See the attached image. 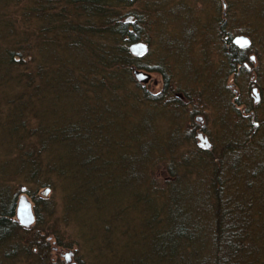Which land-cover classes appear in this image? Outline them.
Returning <instances> with one entry per match:
<instances>
[{
  "label": "trees",
  "instance_id": "obj_1",
  "mask_svg": "<svg viewBox=\"0 0 264 264\" xmlns=\"http://www.w3.org/2000/svg\"><path fill=\"white\" fill-rule=\"evenodd\" d=\"M134 3L0 0V92L16 93L6 104L15 105L8 124L19 150L17 173L25 172L39 186L44 173L55 171L58 182L70 189L69 207L80 192L82 207L88 196L98 202L100 193L119 183L116 173L126 175L127 183L120 177V184L127 185L131 196L125 203L111 200L113 219L122 221L127 247L140 246V238L156 242L143 253L130 250L118 256L113 251L117 264H264V134L250 145V139L243 144L228 138L220 146L211 141L212 149L203 150L196 133L181 127L177 117L162 120L175 110L182 118L189 113L177 97L163 104V91L147 85L153 72L167 82L169 77L159 65L146 62L155 41L144 30L152 25L143 24L131 9ZM257 4L264 10V0ZM173 13L165 16L191 23V40L196 29L208 28L194 19L193 8L183 18ZM159 16L155 18H166ZM221 36L232 50L231 59L244 58L233 43L237 35L223 31ZM166 40L174 42L167 36L162 45ZM136 42L149 45L144 57L132 54ZM213 80L203 82L212 85ZM241 118L249 119L246 114ZM186 140L190 143L184 150ZM157 172H165L163 178ZM8 196L0 199V241L23 244L29 254L25 234L30 230L11 219L16 195ZM19 201L22 207L29 203L25 197ZM127 216L136 224H129ZM105 224L110 233L112 224Z\"/></svg>",
  "mask_w": 264,
  "mask_h": 264
},
{
  "label": "rangeland",
  "instance_id": "obj_2",
  "mask_svg": "<svg viewBox=\"0 0 264 264\" xmlns=\"http://www.w3.org/2000/svg\"><path fill=\"white\" fill-rule=\"evenodd\" d=\"M227 1L231 3L224 6L223 0H134L135 3L131 6V9L137 11L144 20L143 24L147 25L150 22L152 25L150 29L144 30L152 35V40L155 41L154 45L152 42L153 47L151 46L150 49L153 52L152 58H147L146 62L159 65L160 70L162 68V72L169 77L167 82L161 73L153 72L147 75V85L154 92L163 91L160 99L163 104L168 100L172 103L171 99L177 97L180 105L184 107L183 112L189 113V117L182 118L181 112L175 110L168 114L169 116L172 114V117H162V120L171 121L177 117L176 122L181 127L196 133L197 145L200 142L197 134L203 130L217 146L225 143L228 138L240 140L243 144L244 140L250 139V145L264 134V128L262 131L261 127L253 131L249 119L247 122L239 119L241 115H247L245 109L250 108L249 104L253 101L252 84L260 80L264 89V10H260L258 0H251V4L247 0ZM248 5L250 7H247ZM0 6L4 7L2 4ZM192 8L196 17L194 19L201 25H208V28L206 31L196 29V35L191 40L189 21L187 24L185 21L172 20L165 15L168 13L172 16L175 12L178 13V17L183 18L185 15L182 13H187ZM157 11L160 16L157 15ZM7 12L8 10L3 15ZM162 15L166 18L156 19L157 16ZM223 31L237 36L239 34L252 36V46L246 53H253L256 56L254 61H247L251 69L248 70L243 63L231 64L233 58L231 59L229 55L232 54V50H228L222 43ZM165 34L171 36L174 42L166 40L165 42H168L166 46L162 45L161 42L167 37ZM191 41L193 43L190 44ZM244 59L247 60V57ZM254 73L257 75L256 78L254 77L256 80L252 78ZM207 77L214 79L212 85L203 82ZM13 95L16 93L0 92V199L2 195H9L8 198H14L16 195V204L13 207L14 218H11L14 220L17 219V205L21 203L19 199L25 197L27 202H32L37 220L29 227L20 223L30 230L25 234V238L30 239L28 247L30 253L21 248L23 244L20 246L12 240L0 241V264H66L65 257L61 258L59 251L66 252L70 248L75 252L73 261L77 264H117L112 255L113 251H116L118 256H125L130 250L138 253L150 250V242H156L152 237L140 238V246L129 243L128 248L129 237L122 232V221H115L114 214L110 210L113 209L111 200L114 203L116 200L125 203L131 196L127 185L120 184V177L123 183H127L126 175L116 173L119 183L112 191L100 193L101 199L98 202H95L93 196H88L87 205L82 207L79 200L81 202L84 194L80 192L69 207L65 206V199L70 189L58 182L60 180L55 171L50 172L49 175L44 173L39 186L29 181L23 175L25 172L17 173V164L14 160H17L19 150L14 145V139L10 135L12 127L8 124L9 121H13L14 117L10 114L14 115L15 105L6 104L7 98ZM259 112L258 119L263 122L264 109L260 107ZM201 117H204L205 122L200 121ZM186 141L183 142L184 150H187L190 143L189 140ZM43 157H45L44 168L49 169L48 159L45 155ZM159 173L157 172L158 176ZM164 174L165 172H162L159 177L163 178ZM43 181L49 182L51 186L44 185ZM104 201H107V204ZM127 218L129 224L134 222L136 224L134 217L127 216ZM107 221L112 224L110 233L104 230ZM106 238L111 239L112 242L106 243ZM143 242L147 243L146 248L141 246ZM54 247H58L59 251Z\"/></svg>",
  "mask_w": 264,
  "mask_h": 264
},
{
  "label": "flooded vegetation",
  "instance_id": "obj_3",
  "mask_svg": "<svg viewBox=\"0 0 264 264\" xmlns=\"http://www.w3.org/2000/svg\"><path fill=\"white\" fill-rule=\"evenodd\" d=\"M188 6L190 7L191 5L188 4ZM224 6H226V3L225 2H224ZM236 37H238V36H236ZM236 37H234L233 43L237 47H239L241 49V52H242L243 56L247 57V60L244 59L245 57L244 58H241V59L233 58L232 61H231V64L239 63L240 62V63H243L244 67H246L249 70V69H251V66L247 63V61L248 60H250V61L253 60L254 61L256 59V56L253 53L252 54H246L247 51L249 50V48H251V46H252V40L250 39L251 40V44L248 47H240L238 44H236L234 42V40H235ZM256 76L257 75L255 73L252 74V78L254 80H256L255 79ZM252 85H253L252 86L253 101H251L250 104H249V107L250 108L247 107V111H248L247 116L249 117L250 124H251V128L254 131V130L258 129L259 127H261L262 125L264 126V121L262 122L261 120L258 119V115L260 113L259 112V108L261 107L262 109H264V97H263V95H264V93H263L264 89L261 86L260 80L258 81V83H256V84L253 83ZM221 102H222V99L219 101L218 104L220 105ZM200 121L201 122L202 121L205 122L204 117H201V120ZM200 133H202L204 135V137H206L208 139V142L209 143H208V146L207 147L200 146L199 144H198V146L201 149H203V150H209L210 147L212 146V142H211V139H210L209 135L206 134L204 130H203V132H200ZM200 133H198V134H200ZM198 134H197V138H198ZM28 202L29 203H27V205L24 206V207H22V204L21 203L19 204V206L17 205V210L18 211H16V217L20 221V223H22V224H24V225H26V226L29 227V226H32L33 224H35V222H36V213H35V209L32 206V202H30V201H28ZM11 214L13 215V211H11ZM26 214L27 215H31L32 214L34 216V220L30 222L29 219H28V217L25 216ZM54 249L59 251L58 247H54ZM66 252H71L72 253V259L70 260V262H67L66 261V258H65V263L66 264H72L74 262L73 260H74V256H75L74 251L73 250H67ZM66 252L59 251L60 257L63 258Z\"/></svg>",
  "mask_w": 264,
  "mask_h": 264
},
{
  "label": "water",
  "instance_id": "obj_4",
  "mask_svg": "<svg viewBox=\"0 0 264 264\" xmlns=\"http://www.w3.org/2000/svg\"><path fill=\"white\" fill-rule=\"evenodd\" d=\"M234 42L238 44L240 47H248L251 44V40L245 36L236 37ZM130 50L132 54L139 57H143L149 52V45L145 42H136L130 46ZM198 137L200 139L199 145L207 147L209 143L208 139L204 137L202 133H200ZM25 216L28 217L30 222L34 220V216L32 214L31 215L26 214ZM64 257L66 258L67 262H70V260L72 259V253L67 252L65 253ZM72 264H77V263L73 262Z\"/></svg>",
  "mask_w": 264,
  "mask_h": 264
}]
</instances>
